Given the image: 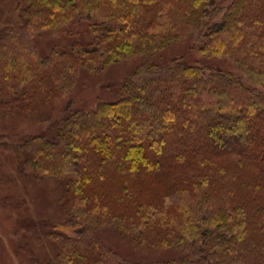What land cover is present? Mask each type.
Masks as SVG:
<instances>
[{"label":"trees","instance_id":"obj_1","mask_svg":"<svg viewBox=\"0 0 264 264\" xmlns=\"http://www.w3.org/2000/svg\"><path fill=\"white\" fill-rule=\"evenodd\" d=\"M19 15L0 32V120H48L81 70L148 58L122 99L68 106L47 131L0 142L20 175L61 184L67 218L43 224L47 264H141L97 230L179 250L159 264H264V0H27ZM84 16L89 43L40 54L36 35ZM192 33L235 72L152 61Z\"/></svg>","mask_w":264,"mask_h":264},{"label":"rangeland","instance_id":"obj_2","mask_svg":"<svg viewBox=\"0 0 264 264\" xmlns=\"http://www.w3.org/2000/svg\"><path fill=\"white\" fill-rule=\"evenodd\" d=\"M27 0H0V32L6 25H21L20 9ZM92 20L79 17L65 26L40 32L34 43L42 56L56 48L67 51L75 42L89 43L94 34ZM202 41L192 33L184 40L171 44L158 52L152 61L169 63L176 57L193 65L220 67L235 72L228 58L207 57L200 52ZM146 56L112 64L101 71L81 70L67 100L57 104L48 120L38 117L0 120V142L17 144L29 135L47 131L49 126L70 106L73 109L93 110L101 102H116L123 98V84L143 63ZM62 187L55 179L36 180L20 175L16 157L10 149L0 146V264H47L55 256V245L46 236L43 224L62 222L67 218L60 204ZM39 226L38 228L34 226ZM95 234L124 258L141 264H159L173 261L179 250H146L110 230Z\"/></svg>","mask_w":264,"mask_h":264}]
</instances>
